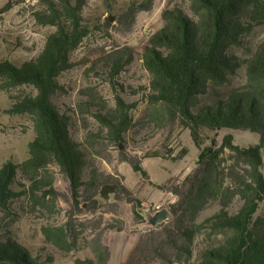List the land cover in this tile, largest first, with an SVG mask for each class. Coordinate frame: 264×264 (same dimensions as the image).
Here are the masks:
<instances>
[{
	"label": "trees",
	"instance_id": "16d2710c",
	"mask_svg": "<svg viewBox=\"0 0 264 264\" xmlns=\"http://www.w3.org/2000/svg\"><path fill=\"white\" fill-rule=\"evenodd\" d=\"M155 0H148L150 10ZM198 20L183 9L163 11L162 28L149 40L143 54L144 67L150 77V89L156 104L170 106L183 115L194 129L215 132L248 131L260 136L257 145L242 148L227 135L219 145L216 139L201 151L197 168L179 186L170 181L157 186L171 190L180 202L172 206L173 219L163 224V236L152 246L145 240L156 239L155 230L138 240L127 264L141 263L151 255L164 260L167 253L178 261L193 258L196 239L209 232L224 235L223 240L205 248L195 264H264V40L257 46L245 39L258 28H264V0H192ZM111 7L112 0H105ZM12 0L0 10H11ZM43 9L37 12L39 24L51 26L52 33L38 57L22 65L0 62V81L5 89L31 88L33 94L19 97L10 114L29 115L35 123V139L29 145V158L22 164L11 162L0 169V213L23 194L15 190L20 178L31 183L30 195L37 198L43 187L52 188L48 169L52 163L61 168L70 183L76 204L81 193H94L93 204L100 205L97 189L104 182L99 170L92 167L84 145L72 134V118L55 103L63 90L61 76L72 67V56L91 34L84 11L87 0H40ZM244 51V58L237 51ZM110 81L116 79L131 64V54L116 52L109 57ZM245 68L246 84L231 89L232 80ZM115 107H99L95 118L101 130L108 132L116 143L125 142L133 126V110L119 94ZM88 143L99 142L100 135L88 136ZM226 150L232 153L231 168L235 183L226 174ZM134 172L148 179L136 159L124 158ZM246 167L244 174L238 165ZM87 179V180H86ZM238 179V180H237ZM45 191V190H44ZM125 191V190H124ZM46 191V194H51ZM239 198L242 205L236 213L231 205ZM213 203L220 209L200 221L202 213ZM135 215L142 220V203L136 201ZM183 213L177 223L175 215ZM97 261L83 264H107L110 251L97 246ZM0 264H40L32 254L18 244L10 231L0 235Z\"/></svg>",
	"mask_w": 264,
	"mask_h": 264
},
{
	"label": "rangeland",
	"instance_id": "374dc122",
	"mask_svg": "<svg viewBox=\"0 0 264 264\" xmlns=\"http://www.w3.org/2000/svg\"><path fill=\"white\" fill-rule=\"evenodd\" d=\"M11 1L0 0V10ZM147 2L112 0L108 7L105 0H87L84 18L91 34L73 54V67L61 76L63 90L55 99L61 111L72 118L74 140L86 147L91 166L99 170L104 183L97 189V199L103 185L119 183L122 189L116 201L105 204L99 200L100 205H94V193L84 191L76 204L67 176L52 163L48 169L52 188L43 187L35 198L29 193L31 183L20 178L15 190L23 195L10 205L8 212L0 213V235L4 237L10 231L12 238L29 250L40 264L97 261L99 244L103 250L110 251L107 264H127L138 240L148 235V231H157L156 239H146L145 245L152 246L164 237L161 226L140 228L144 222L135 215L136 201L142 203L141 213L146 208L145 203L152 206L154 213L165 208L173 212L172 206L180 202L171 192L173 186L168 191H161L157 186L170 181L180 186L197 168L201 151L211 146L213 139L221 145L227 135H232L234 143L242 148L259 143L260 136L248 131L194 129L177 110L154 102L143 54L150 38L163 26V11L178 7L193 19L199 18L192 0H155L150 10L144 9ZM42 9L40 0H18L11 10L0 14V62L10 61L20 66L40 55L48 37L56 30L39 24L36 14ZM263 40L264 28H258L245 42L257 46ZM116 52L131 54L133 61L114 85L110 81L108 59ZM237 54L244 58L243 50ZM246 79L245 68H242L232 80L231 89L244 86ZM33 92L28 87L7 90L0 81V169L9 162L19 165L29 158V145L36 137L34 120L29 115L8 111L19 97ZM117 93L129 104L138 105L133 110V126L125 135V142L120 143L103 132L95 118L100 106L115 107ZM98 134V143H88V136ZM231 156V151L226 150V174L234 184ZM124 158L138 160L149 178L134 172ZM236 167L244 174L243 163ZM262 172L264 174V166ZM51 189L52 193L45 195ZM241 205L240 199H235L231 211L236 213ZM219 209L217 203L211 204L200 221ZM175 220L183 221V213L175 215ZM223 238L224 235L209 232L200 235L194 243L191 260L178 261L167 253L165 260L151 255L134 264H195L202 250L218 245Z\"/></svg>",
	"mask_w": 264,
	"mask_h": 264
},
{
	"label": "water",
	"instance_id": "95a60500",
	"mask_svg": "<svg viewBox=\"0 0 264 264\" xmlns=\"http://www.w3.org/2000/svg\"><path fill=\"white\" fill-rule=\"evenodd\" d=\"M110 21L113 20L110 19ZM119 189V183H110L103 185L99 192L98 200L103 201L105 204L114 203L116 201V196L119 192ZM144 206L146 207L143 212L145 222L140 226V228L147 227L149 229H157L173 219V213L167 208L158 210L154 213L150 204L145 203Z\"/></svg>",
	"mask_w": 264,
	"mask_h": 264
},
{
	"label": "flooded vegetation",
	"instance_id": "af4514ba",
	"mask_svg": "<svg viewBox=\"0 0 264 264\" xmlns=\"http://www.w3.org/2000/svg\"><path fill=\"white\" fill-rule=\"evenodd\" d=\"M121 189H122V186L120 187V189H119V192L121 191ZM141 213V212H140ZM143 213H141V215H142ZM142 220H143V222H145V219H144V217L142 216Z\"/></svg>",
	"mask_w": 264,
	"mask_h": 264
},
{
	"label": "crops",
	"instance_id": "0c3cea01",
	"mask_svg": "<svg viewBox=\"0 0 264 264\" xmlns=\"http://www.w3.org/2000/svg\"><path fill=\"white\" fill-rule=\"evenodd\" d=\"M160 186V185H159Z\"/></svg>",
	"mask_w": 264,
	"mask_h": 264
}]
</instances>
